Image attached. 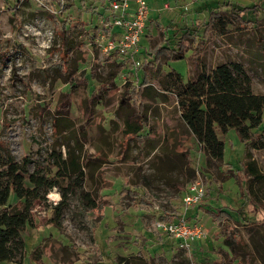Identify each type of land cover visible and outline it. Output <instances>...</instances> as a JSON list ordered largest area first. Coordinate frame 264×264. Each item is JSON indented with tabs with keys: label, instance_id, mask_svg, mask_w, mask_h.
<instances>
[{
	"label": "rangeland",
	"instance_id": "1",
	"mask_svg": "<svg viewBox=\"0 0 264 264\" xmlns=\"http://www.w3.org/2000/svg\"><path fill=\"white\" fill-rule=\"evenodd\" d=\"M151 1L157 8L153 13L166 20L150 21L135 60L113 54L120 63L116 66L96 43L102 13L107 12L101 0H0V183L11 176L9 156L15 163L26 158L29 171L44 161L52 174L56 159L48 161L50 154L65 157L73 146L82 165L81 173L59 177L60 186L52 187L48 198L46 193L45 200L31 204V219L21 232L22 257L0 264H36L37 247L44 264H213L220 258L223 264H264V176L254 179L240 171L248 149L264 175V147L242 141L234 128L225 133L217 129L224 146L222 161L206 166L200 144L181 118L178 94L182 84L226 62L240 64L251 91L264 95V0ZM225 4L248 6L243 15L251 22L243 27L235 19L224 26L214 23L203 34L206 16ZM182 10L187 12L184 17ZM66 16L68 33L57 21ZM168 24L165 39H171V27H187L203 42L188 40L182 59L159 56L165 89L158 97L142 95L138 101L128 96L123 102L124 86L130 90L138 84L137 68L151 57L147 47L160 41L159 31ZM67 40L81 42L70 69L64 60ZM70 70L74 74L69 75ZM112 74V87L101 90L100 83ZM137 114L143 115V129L127 139L124 120ZM60 116L71 119L72 130L56 120ZM233 172L239 180L230 175ZM196 177L205 193L186 215L195 213L191 220L201 225L205 236L188 249L157 232L155 222L166 213H180L185 186ZM75 179L96 199L87 221L72 193L61 205L60 217L54 216L52 207L60 202L61 190ZM246 183L249 194L243 189ZM133 185L140 195L130 200L126 188ZM141 195L152 203L141 202ZM16 201L11 192L9 203ZM237 204L239 215L232 213L233 218L221 222L213 221L206 210ZM225 233L237 239L231 254Z\"/></svg>",
	"mask_w": 264,
	"mask_h": 264
},
{
	"label": "trees",
	"instance_id": "2",
	"mask_svg": "<svg viewBox=\"0 0 264 264\" xmlns=\"http://www.w3.org/2000/svg\"><path fill=\"white\" fill-rule=\"evenodd\" d=\"M19 2L20 0H15V4H19ZM247 8L248 6L238 7L233 5L227 6L225 4L216 10H211L205 23H202L203 34H205L207 27L214 23L224 26L237 20L239 26L242 27L250 23L252 19L243 15V11ZM105 14L102 13V16H109L108 12ZM58 18L60 19V17ZM56 19L52 17V20L56 21ZM59 19L57 21L62 22L60 27L68 33L71 27L68 16L62 20ZM195 31V29L187 27H178L177 32L179 34L173 33L171 40L165 39L163 43L159 42L152 45L150 47L152 58L144 60L137 68L139 69L138 84L132 85L130 90H127L125 85L126 94L121 100L128 102V96L134 97L138 101L142 95L158 97L162 93V90L165 89L161 86V62L159 56L164 54L168 60L182 59L184 52L188 49V40L195 41L196 44L203 42L196 39ZM80 44L81 42L79 41L72 43V41L67 40L65 47L67 53L66 59H64L66 68H71L74 49L79 47ZM112 56L113 54H109L106 56V59H111V62L116 66L120 65V63L114 62ZM74 72V70H70L67 73L71 75ZM113 78L112 74L109 79L100 83L99 88L101 90L110 89L112 87L110 85L114 84ZM177 78L180 80L178 74ZM94 94L92 93L93 96H95ZM178 94H182L179 100L182 108L181 118L189 132L200 144L205 156L206 166L216 161H222L224 146L223 141L217 136V129L225 133L228 129L234 128L242 141L251 142L253 147H264V95L255 94L251 91L250 78L240 64L219 63L210 73L201 72L193 81L189 80L182 84ZM137 116L138 119H136ZM142 117L143 115L137 114L134 117L130 115L125 118L122 129L123 136L130 139L137 135L143 129ZM56 120H60V124L65 125L66 131L72 130L71 119L60 116ZM260 126L261 129L258 131L257 128ZM65 153V157L61 155L56 156L54 153H51L48 157V161L56 159L53 164L55 168L54 173L52 174L45 170L46 163L44 161L41 165H36L33 171H29L26 166L28 162L26 158L22 163H15L12 161V157L9 156L10 163L8 168L11 176L6 183H0V263L15 261L16 258L22 257L24 240L21 232L31 219V204L42 202L45 200V194L52 187L60 186L59 177L71 174L77 175L82 172L79 152L72 146L68 147ZM244 157L245 160L242 162L240 171L254 179H261L264 175L258 170L248 149H245ZM186 165L190 168L188 161H186ZM228 170L231 169L228 168ZM230 175L237 176L239 180L237 173L233 172ZM79 186H81L80 183L75 179L72 183L68 181L66 187H63L60 202L52 207L55 217H60L61 205L65 202L67 194L72 193L78 205H80V213L83 219L87 221L89 209L96 206V199L88 191ZM136 188V185L126 188L130 200H133L134 194L140 195ZM243 189L248 191L249 194L248 183L243 186ZM11 192L17 197L16 205L9 203ZM139 200L146 204L152 203L148 197L144 198L142 195ZM238 205L230 207V209L226 206H218L216 208L208 207L206 210L212 220L221 222L224 218H233L232 213H238L239 215L240 208ZM186 219H191V216L186 215ZM231 239L229 233L223 235V241L227 245L230 254L234 252V242L237 244V239H232L233 241ZM40 256L41 250L37 247L33 252L36 264H44ZM230 258L231 260L235 259V254H232ZM125 262L123 264H126ZM212 263L223 264L224 261L220 258L214 259Z\"/></svg>",
	"mask_w": 264,
	"mask_h": 264
},
{
	"label": "built area",
	"instance_id": "3",
	"mask_svg": "<svg viewBox=\"0 0 264 264\" xmlns=\"http://www.w3.org/2000/svg\"><path fill=\"white\" fill-rule=\"evenodd\" d=\"M109 13L101 16L96 43L105 54L118 53L125 58L135 60L133 55L142 38L152 7L148 0H101ZM168 7L166 4L163 5ZM105 14V13H104ZM106 16V14H105ZM121 31H111L112 27ZM134 57V58H133ZM205 193L201 178L189 181L182 195V210L175 218L158 219L155 222L157 232L172 237L179 246L193 249L203 239L204 231L195 220L186 219V210L198 204ZM49 192L46 194L48 198ZM50 199V198H49ZM57 202V200L53 201Z\"/></svg>",
	"mask_w": 264,
	"mask_h": 264
},
{
	"label": "crops",
	"instance_id": "4",
	"mask_svg": "<svg viewBox=\"0 0 264 264\" xmlns=\"http://www.w3.org/2000/svg\"><path fill=\"white\" fill-rule=\"evenodd\" d=\"M148 1H149V3H150L151 7L153 6V7H152V10H151L152 13H151V14L149 15V17H148V20H147V23H146V26H145V29H144V32H143V35H142L141 40H143V38H145V36H146V31L148 30V26L151 25V24H150V21H151V20H156V19H159V21H165V20H166L165 18H162V17H161V18H158V17H157V14H156V11H154V13H153V10H154L156 7L154 6V4L152 3L151 0H148ZM191 1H193V0H191ZM164 4H166V2H163V5H164ZM166 5L168 6V4H166ZM237 6L239 7V4H238ZM163 7H164V6H163ZM164 8H165V7H164ZM166 8H167V7H166ZM156 9H157V8H156ZM212 10H216V9H213V8H212ZM181 15L184 17L185 15H187V12H186L185 10H182ZM207 16H208V15H207ZM207 16H206V19H207ZM170 24L172 25V23H170ZM170 24H168L167 26L162 27V28L159 27V28H161L160 31H159V32H160V35H161V39H160V41H158V42H156V43H159V42L163 43V42H164L165 38H164L163 36H164V33L167 31V29L170 27ZM165 25H166V24H165ZM157 26H159V25L157 24ZM157 26H156V27H157ZM154 27H155V25H154V26L152 25L151 30H153ZM171 29H172V35H173V33H175V32H176V34H179V33L177 32V27H176V28H175V27H171ZM101 31H103V28H102V27H100V32H101ZM111 31H116V32L119 33L121 30H120L119 28L113 26V27L111 28ZM166 34H167V32H166ZM167 35H168V34H167ZM172 35H171V36L169 35V36L171 37V39H172V37H173ZM162 39H163V41H162ZM171 39H170V40H171ZM139 44H140V42H139ZM139 44H138V45H139ZM153 45H154V44H153ZM151 46H152V45H151ZM151 46H148V47H147L148 52H149V54H150V56H151V57H149L148 59H151V58H152V55H151V53H150V47H151ZM138 50H139V49H138ZM109 54H116V53L113 52V53H109ZM109 54H107V55H109ZM148 59H147V60H148ZM143 61H144V60H141V63H142ZM141 63H140V64H141ZM216 133H217V131H216ZM217 136H218V135H217ZM218 138H220V137H218ZM220 139H221V138H220ZM191 212H192V211H190L188 215L191 216V218H192V216H193L195 213L193 212V213L191 214ZM195 212H196V211H195ZM166 215H167V216H166V219H172V218H175V217H176V214H175V213H172V214H170V213H166ZM211 219H212V218H211ZM213 221H214V220H213ZM39 249H40V248H39ZM40 258H41V256H40ZM41 261H42V260H41ZM6 262H7V261H6ZM42 262H43V261H42ZM43 263H44V262H43ZM69 264H71V263H69Z\"/></svg>",
	"mask_w": 264,
	"mask_h": 264
}]
</instances>
